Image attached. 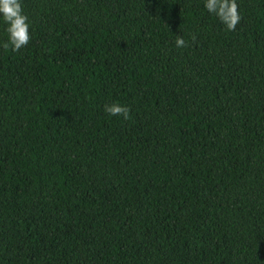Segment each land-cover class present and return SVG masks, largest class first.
<instances>
[{"label": "trees", "instance_id": "1", "mask_svg": "<svg viewBox=\"0 0 264 264\" xmlns=\"http://www.w3.org/2000/svg\"><path fill=\"white\" fill-rule=\"evenodd\" d=\"M21 2L26 47L0 19V264H264V0L234 31L205 0Z\"/></svg>", "mask_w": 264, "mask_h": 264}, {"label": "clouds", "instance_id": "2", "mask_svg": "<svg viewBox=\"0 0 264 264\" xmlns=\"http://www.w3.org/2000/svg\"><path fill=\"white\" fill-rule=\"evenodd\" d=\"M205 8L217 16L228 31H234L240 22L237 0H205ZM0 19L7 25L8 34V40L2 47L5 50L11 47L13 51L26 47L31 40L30 24L23 12L21 0H0ZM192 39H196L195 35ZM175 45L177 48H184L187 41L177 36ZM104 111L110 116H122L125 120L130 118V108L119 103L105 104Z\"/></svg>", "mask_w": 264, "mask_h": 264}]
</instances>
